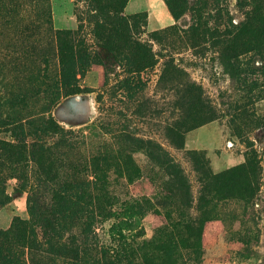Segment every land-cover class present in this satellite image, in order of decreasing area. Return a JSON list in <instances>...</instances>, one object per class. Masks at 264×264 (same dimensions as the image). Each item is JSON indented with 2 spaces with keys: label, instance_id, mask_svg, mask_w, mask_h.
Returning a JSON list of instances; mask_svg holds the SVG:
<instances>
[{
  "label": "rangeland",
  "instance_id": "obj_1",
  "mask_svg": "<svg viewBox=\"0 0 264 264\" xmlns=\"http://www.w3.org/2000/svg\"><path fill=\"white\" fill-rule=\"evenodd\" d=\"M123 1L122 16L144 15L139 40L152 46V67L117 44L119 66L86 1L0 0V230L29 220L34 190L80 191L75 210L46 215L54 226L35 231L39 250L0 245V264H264V40L244 38L256 50L233 60L203 41L208 48L192 54L180 32L150 43L149 34L175 24L164 0ZM235 2H221L234 24L242 19ZM165 63L181 73L172 84L160 78ZM66 77L77 91H62ZM183 81L200 88L216 118L186 132L177 149L165 127L177 117L170 86ZM127 135L168 153L186 178L187 200L171 170L135 151ZM42 151L69 175L39 181ZM201 162L222 175L203 194ZM50 199L45 192L40 201Z\"/></svg>",
  "mask_w": 264,
  "mask_h": 264
},
{
  "label": "trees",
  "instance_id": "obj_2",
  "mask_svg": "<svg viewBox=\"0 0 264 264\" xmlns=\"http://www.w3.org/2000/svg\"><path fill=\"white\" fill-rule=\"evenodd\" d=\"M86 1L89 7L103 19V27L105 35L102 37V44L111 54L115 55L113 60L123 67L121 60H118V53H115L117 44L121 47L132 49L138 54H143L146 60H149L145 67H152L155 64L152 54V46L146 42H140L139 36L144 32H140L144 28V15H136L134 17H124L121 10L124 7L123 0H82ZM223 0H164V3L174 20V25L160 33L149 34L150 43L159 42L166 33L180 32L186 41L188 49L192 54L204 52L206 48L210 47L215 50L221 57L227 60H233L246 53L256 50V47L248 43L249 40L260 38L264 40V0H235V8L241 16V21L233 23L234 16L230 13L228 6L222 5ZM188 16V23L181 26L180 21ZM98 31V30H97ZM69 34V33H68ZM67 34V35H68ZM61 34L57 33L56 38L59 41ZM71 36V35H70ZM248 41H242L243 39ZM200 41L206 42L205 46H200ZM115 47L112 49V46ZM117 49L120 51L121 49ZM61 50V48H60ZM61 53V51H60ZM115 53V54H114ZM60 63H64V58H60ZM139 68L137 65H135ZM162 75L160 78L170 79L167 81L172 84L173 79L181 76L180 71L167 63L163 64ZM82 66H79L81 68ZM126 67H131V64ZM142 67L139 71H141ZM66 84L62 91L69 88L76 90V80L72 81L68 77L65 78ZM74 82V83H73ZM74 84L73 86H69ZM175 86V87H173ZM176 95L174 101V110L177 111V117L173 122L165 127V137L173 147L180 149L182 147L183 135L199 126L206 124L216 118V114L211 107L205 102L202 92L198 86L189 81H183L171 85ZM75 88V89H74ZM58 97V96H57ZM137 113H140V106L137 108ZM51 134L60 136L58 128L53 129ZM124 138V136H123ZM62 141V136L59 137ZM133 143L135 151H143L145 156L150 160L160 164L170 171L168 176L172 182L181 187L184 191L183 197L187 200L189 197L188 185L186 178L182 174L179 166H177L168 153L164 151L161 146L152 141L136 139L125 136V140ZM61 142L56 141V148H59ZM45 151L41 152L38 159V180L44 181H59L64 179L65 174L60 167V161L55 166L48 165L43 159ZM197 166V165H196ZM204 163H199L197 167L200 172V183L203 184L202 194L206 192L210 184H215L222 179V175H210L204 169ZM232 178L233 173L228 174ZM205 188V189H204ZM43 198L35 194V190L30 194L27 202V211L29 214L28 221H22L17 218L13 219L10 227L6 231L0 230V245L14 250L27 249L29 254L39 250L40 245L36 240L37 229L43 232L52 230L54 226V218L47 219L46 215L52 217V212L59 210L64 206L65 210H75L78 206L75 199L78 197V188H70L67 186H53L49 189H39ZM48 193L51 196L50 206L44 204V194ZM83 193V190H81ZM36 195V196H35ZM64 210V211H65ZM66 213V212H64ZM186 227V226H185ZM202 226H199V231ZM76 252V251H75Z\"/></svg>",
  "mask_w": 264,
  "mask_h": 264
},
{
  "label": "crops",
  "instance_id": "obj_3",
  "mask_svg": "<svg viewBox=\"0 0 264 264\" xmlns=\"http://www.w3.org/2000/svg\"><path fill=\"white\" fill-rule=\"evenodd\" d=\"M62 19H63V18H59V21L62 20ZM63 20H64V23H65L64 26H66V25L68 24V21H66L65 19H63ZM59 25H60V24H59Z\"/></svg>",
  "mask_w": 264,
  "mask_h": 264
}]
</instances>
